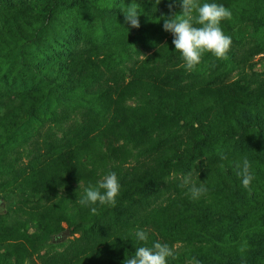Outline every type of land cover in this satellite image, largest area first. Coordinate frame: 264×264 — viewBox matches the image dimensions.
Masks as SVG:
<instances>
[{"label":"trees","instance_id":"trees-1","mask_svg":"<svg viewBox=\"0 0 264 264\" xmlns=\"http://www.w3.org/2000/svg\"><path fill=\"white\" fill-rule=\"evenodd\" d=\"M121 1L126 7L131 3L136 5L140 27L120 24L114 31L115 45H124L126 39L142 41L144 32L153 31L167 16L182 11L179 2L170 9L169 0H160L159 4L156 0ZM206 2L222 4L231 11V18L221 22L223 32L231 37L230 48L238 42L233 31L235 27L249 23L257 34L264 31V0H200L201 4ZM49 9L46 6L44 10L49 12ZM44 10L29 3L0 0V56H7L19 47L22 50L34 42L38 24L47 14ZM75 18L65 23L79 29V21ZM173 39L174 35L144 58L136 60L129 68L127 80L112 65L110 58L116 51L110 46L104 50L95 47L86 53L72 50L68 57L49 66L58 68L57 79L64 77L65 83L59 81L56 87L52 84L43 91L23 94L18 100L13 95L8 97L0 115V154L20 139L21 116L32 115L33 126L40 123L41 106L48 100L54 103L56 92L60 97L55 99L58 110L50 116L52 123L65 121L73 115L79 117L69 125L67 136L49 140L45 134L43 147L33 142L25 171L15 170L10 164L8 172L16 186L27 187L36 194L49 193L72 181H82L88 188L100 180L99 170L113 161L126 159L130 155L129 147H145L148 156L130 165L118 177L121 189L114 206L76 203L78 219L71 232L77 235L59 251L40 249L49 235L63 231L61 223L69 217L60 201L20 207L21 211L26 207L24 213L40 233L7 225L0 217V248L9 254L5 258L0 253V264H23L34 254L38 259L35 264H123L126 256L133 257L136 248L141 246L151 247L159 241L174 248L178 236L192 240L207 234L208 229L212 233L215 228L227 230L222 220L232 215H236L239 229L253 230L257 249L255 264H264V254H260L261 248L264 249V170L261 167H255L254 171L250 164L254 177L250 183L251 198H247L240 175L237 191L230 190L227 179L232 169L231 156L225 152L208 155L205 159L201 176L208 186L217 188L208 201L192 199L188 187L181 186L178 180L167 181L162 190L157 186L165 174L177 170L182 158L197 157L192 152L181 151L183 144L192 143L200 148L222 137L232 140L241 135L258 134V122H264V78L251 89L237 80L226 82L215 76L198 85H188L183 81L184 61L181 53L175 50ZM262 52L264 38L255 42L250 55ZM209 54L206 52L201 61ZM247 61V56L240 58L242 63ZM84 82L87 86L80 88ZM77 88L79 93L74 94ZM62 91L68 95L64 93L62 97ZM138 95L149 96L147 104L136 107L126 104L127 99ZM96 101L108 105L107 115L94 108ZM188 116L195 117V124L188 126L186 135L164 140L154 136L156 132L171 133ZM43 123L45 121L39 125ZM97 123L101 127L95 130ZM260 145L264 147L262 137ZM164 194L169 195L166 204L162 203ZM240 196L245 203L239 201ZM90 207H96L97 214H92ZM139 230L147 232V242L137 239ZM240 244L243 248L235 258L220 264L248 261L255 251L250 254L248 246ZM209 250L208 246H200V251L207 254V262ZM168 264L199 263L175 251Z\"/></svg>","mask_w":264,"mask_h":264},{"label":"rangeland","instance_id":"rangeland-1","mask_svg":"<svg viewBox=\"0 0 264 264\" xmlns=\"http://www.w3.org/2000/svg\"><path fill=\"white\" fill-rule=\"evenodd\" d=\"M12 1L29 3L34 8L40 9V11H43L47 6L50 7V11L44 10L47 13L45 17L43 16L45 20L43 22L40 21L38 24L36 29L37 38L35 37L32 44H27L22 50L19 47L9 52L7 56H0V115L4 111L5 103H7L10 95H13L18 100L19 96L23 94L43 91L45 88H51L52 84L56 87L59 85V81L65 83L64 77L57 79L58 68L49 66L58 59L68 57L72 50L86 53L95 47H99V50H104L110 46L109 48L116 51L110 61L118 70L119 75L127 80L129 78V68L136 60L142 59L156 50L173 35L170 31L164 30L163 22L153 31L144 32L141 37L143 40L141 39L142 41L140 42L126 39L124 45H115L113 42L115 38L114 31L120 24L126 23L123 9L128 7L121 0ZM74 16L79 21V29L75 25H73L75 26L73 29L65 23ZM233 31L238 42L229 49L226 58L218 59L210 53L206 60L201 61L194 70H187L184 67V62L182 63L184 67V83L191 86L198 85L202 81L215 76L226 82L237 80L247 89H251L264 78V52L250 55V50L254 48L255 42H258L260 38H264V31L257 34L255 27L249 23L235 27ZM243 56L248 57V61L245 63L240 62V58ZM110 82H113L112 79H110ZM87 84V82L82 83L80 88H84ZM61 93L62 97L64 93L68 95L66 91ZM78 93L79 89L77 88L74 94ZM59 94V92H56L54 95V103L55 99L60 97ZM148 99L149 96L147 95H138L127 99L126 104L136 107L147 104ZM54 103L48 100L44 106H41L38 116H40V120L42 119L40 123L45 121L41 125H39L40 123L35 126L32 125V122L35 121L32 115L21 116L22 130L20 129V139L12 146L5 148L0 154V217L7 225L19 226L31 233H40L36 224L24 213V208L34 203L44 204L50 201H60L64 206V211L69 216L61 223V226L63 230H70V234L61 242L54 241L56 233L49 235L43 241L40 251H59L68 244L70 239L77 235L71 232L72 225L78 219L76 203L85 195V190L87 189L82 181H72L67 186L49 193L36 194L27 187L16 186V183L11 180L12 174L10 175L8 172L10 164L15 167V170L25 171L29 155L33 151V142H37V145L43 147L42 139L45 134H47L49 140L65 137L68 135L69 125L79 120L78 115H73L69 119H65V121L52 123L50 116L55 115L58 110V108H55ZM94 108L102 115H107L108 113V105L100 101L94 103ZM194 118L193 116H188L187 120L180 122L171 133L162 134L161 132H156L154 136L158 140H164L177 135H186L188 126L195 124ZM100 127V124L97 123L94 129L97 130ZM257 130H260L258 134L241 135L232 140L222 137L204 143L200 148L195 147L192 143L189 146L183 144L181 151L184 150L186 154L192 152L197 154V157L193 159L182 158L179 161L177 170L165 174L157 182V186L162 190L164 183L167 181L178 180L182 183L183 178L190 175L197 185L203 183L208 189L205 195L195 200L208 201L217 192V188L208 186L201 176L205 166V159L208 155L225 152V154H230L232 165L227 183L230 190L237 191V183L240 182L238 172L241 170L238 165H242V161L245 158L250 162L254 171L255 167L257 168L258 166L264 170V147L260 145V138H264V122H258ZM129 152L130 155L126 159L113 161L106 168L99 170L100 180L110 172H115L117 177H119L130 165L148 156L145 147H129ZM260 158L263 159L260 160ZM14 159L17 162L13 163ZM175 162L178 163V161ZM9 182L12 183L10 184ZM245 191L247 198H251L250 187L245 188ZM217 196L221 197L220 194H217ZM238 198L241 203L244 202V197L240 196ZM168 200V194L162 195L163 204H166ZM23 204L26 207H23V211H21L20 207ZM222 222L227 226V230H222V228H217L216 230L215 228L212 233L208 229V235L205 233L201 237L192 240H186L178 236L177 241L174 243L176 253H184L186 259L190 258L199 264H220L225 260H233L235 255L243 248L240 244L242 242L248 246L250 254L255 251L249 260L243 264H255L257 249L256 244H254L256 243V240H254L256 237L253 235V230L239 229L240 225L236 223V215L230 216L227 220L223 219ZM200 246H208L210 248L208 262L205 259L207 254L204 255L200 251ZM260 252L261 255L264 254V249L261 248ZM0 253L5 258L9 256L8 251L4 248H0ZM260 261H262L261 258ZM36 262H38V259L36 254H34L23 264H35Z\"/></svg>","mask_w":264,"mask_h":264},{"label":"clouds","instance_id":"clouds-1","mask_svg":"<svg viewBox=\"0 0 264 264\" xmlns=\"http://www.w3.org/2000/svg\"><path fill=\"white\" fill-rule=\"evenodd\" d=\"M177 2L180 3L182 11L167 16L164 19L163 28L173 33V44L175 50L181 53L184 67L187 70H194L201 63L202 56L206 52H210L218 59L226 58L232 40L223 32L221 22L231 18V11L222 4L207 2L201 4L200 0H169V8L171 9ZM156 3L159 4L160 0H156ZM123 11L126 23L133 28H139V11L136 5L131 3ZM250 167V162L246 158L242 161V165H238L241 169L238 175L241 176L242 185L245 188L250 187L254 178ZM181 186L188 187L190 196L194 200L208 191L205 184L197 185L190 175L183 178ZM120 189L117 174L110 172L96 185L89 186L78 202L82 206H92L97 203L114 206ZM90 210L92 214H97L96 207H90ZM136 237L140 241L148 240V234L144 230H139ZM174 256L173 247L157 241L151 247L136 248L134 256L131 258L126 256L123 264H168V259Z\"/></svg>","mask_w":264,"mask_h":264},{"label":"water","instance_id":"water-1","mask_svg":"<svg viewBox=\"0 0 264 264\" xmlns=\"http://www.w3.org/2000/svg\"><path fill=\"white\" fill-rule=\"evenodd\" d=\"M70 234V230H63L59 233H56L55 236H54V241L56 242H61L63 241L68 235Z\"/></svg>","mask_w":264,"mask_h":264}]
</instances>
